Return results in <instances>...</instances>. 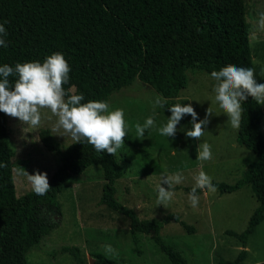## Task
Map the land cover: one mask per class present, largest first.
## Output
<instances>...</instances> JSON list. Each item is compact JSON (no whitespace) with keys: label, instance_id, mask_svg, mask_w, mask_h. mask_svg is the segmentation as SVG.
<instances>
[{"label":"trees","instance_id":"1","mask_svg":"<svg viewBox=\"0 0 264 264\" xmlns=\"http://www.w3.org/2000/svg\"><path fill=\"white\" fill-rule=\"evenodd\" d=\"M5 21L7 47L0 46V66L42 63L49 55L60 52L71 69L63 87L69 94H83L81 103H108L115 91L139 79L162 94L166 101L162 109L171 115L169 106L177 104L190 67L209 74L227 65L253 68L259 83L246 0H0V23ZM8 79L14 86L18 76ZM242 108L236 141L254 152L257 160L234 184L215 180L212 183L220 193L251 186L258 207L243 233L228 231L246 244L264 220V111L251 97L242 103ZM40 138L60 159L49 179L52 188L44 196L31 190L18 197L8 115L0 112V163L6 165L0 167V264H28V252L61 224L62 204L58 196L65 183L94 164L103 168L105 179L98 204L130 219L134 241L138 242V233L153 234L155 243L172 264H192L164 242L161 230L171 221L179 222L189 234L195 232L194 226L181 220L178 213L140 218L134 209L117 199L116 182L124 169L116 155L97 152L86 141L62 148L48 129L41 130ZM131 142L132 134L127 128L125 143ZM184 189L190 192L192 187ZM204 192L197 189L198 195ZM62 251L85 261L77 247L63 246ZM95 255L96 264H120L103 254ZM246 256L244 248L234 260L220 263L241 264Z\"/></svg>","mask_w":264,"mask_h":264},{"label":"rangeland","instance_id":"2","mask_svg":"<svg viewBox=\"0 0 264 264\" xmlns=\"http://www.w3.org/2000/svg\"><path fill=\"white\" fill-rule=\"evenodd\" d=\"M246 6L253 63L258 82L264 83V30L259 28L264 0H246ZM186 77L187 84L179 92L177 103L191 104L198 120L205 118L209 107L213 110L200 140L186 136V130L192 128V117L188 114L178 123L174 138L162 136L156 129H147L142 140L136 138V123L143 124L147 117L154 116L158 129L171 116L162 108L153 107L150 101L163 96L139 79L115 91L110 97L109 111L122 109L132 134V142L125 143L116 154L124 169L123 176L116 182V197L134 209L140 218H162L178 213L181 220L194 226L195 232L189 234L179 222L171 221L161 230L164 242L181 253L189 263L221 264L220 260H234L245 248L247 256L241 264H264V220L248 237L246 244L228 233H243L258 207L250 185L231 193L217 190L215 193L199 194L196 208L189 203V192L184 188L194 186L193 177L199 171L203 170L212 180L234 184L247 166L257 160V155L237 143L238 129L231 127L227 115L215 101L213 89L216 82L211 74L198 67H190ZM261 108L264 111V105ZM40 111L42 119L38 128L8 116L10 144L14 150L13 178L18 197L32 190L27 176L22 174L24 169L29 174L37 171L47 173L49 180L59 166V155L43 144L41 130H50L62 148L74 142L70 136L64 137L54 131L57 118L49 109ZM262 127L264 132V119ZM204 142L211 146L212 159L201 165L196 159L197 149ZM176 172L183 174V182L174 187V195L167 208L157 206L156 189L161 178ZM104 182L103 168L94 164L65 183L58 196L62 204L61 224L28 252V264H96L97 253L120 264H172L155 243L153 234L138 233V242H135L130 219L106 205L98 204ZM105 245H111L115 255H106ZM63 246L79 248L85 261L81 262L69 252L62 251Z\"/></svg>","mask_w":264,"mask_h":264},{"label":"clouds","instance_id":"3","mask_svg":"<svg viewBox=\"0 0 264 264\" xmlns=\"http://www.w3.org/2000/svg\"><path fill=\"white\" fill-rule=\"evenodd\" d=\"M0 23V46L7 47L4 37L7 30L4 24ZM259 28L264 30V12L260 13ZM70 66L64 55L55 52L41 63L30 61L16 63L14 67L4 64L0 66V112L10 117L18 118L22 124L38 128L41 124V109L47 108L52 116L56 117L54 131L59 135L70 138L76 142H87L97 152H106L112 156L125 146L127 125L124 119V111L115 109L109 111V104L105 101H88L81 103L83 94H69L63 87L69 81ZM18 76L14 86L10 85L9 77ZM253 68L227 65L219 71H212L211 78L216 82L214 85L215 101L228 117L233 129H239L242 120V103L249 97L259 105H264V83H257ZM153 107L165 108L166 101L157 96L154 102L150 101ZM171 116L166 124L157 129L154 116H149L143 124L136 123V138L143 139L147 129H156L160 135L175 137L177 125L184 115H191L192 128L186 130V136L200 140L204 135L205 126L213 110L209 107L205 118L198 120L195 109L191 104L181 103L169 106ZM51 119V117H49ZM61 129L63 130L61 132ZM196 159L203 165L212 159L211 146L204 142L198 145ZM6 165L0 163V167ZM27 176L32 191L38 196H44L52 188L47 178V173L37 171ZM195 184L188 193V200L193 208L199 204L197 189L215 193L217 186L212 183V178L203 170L193 177ZM184 176L180 172L172 175H165L157 186L156 205H163L167 208L174 195V187L183 182ZM162 185H167L164 187ZM105 254L115 255L111 245H105Z\"/></svg>","mask_w":264,"mask_h":264},{"label":"water","instance_id":"4","mask_svg":"<svg viewBox=\"0 0 264 264\" xmlns=\"http://www.w3.org/2000/svg\"><path fill=\"white\" fill-rule=\"evenodd\" d=\"M93 264V263H92Z\"/></svg>","mask_w":264,"mask_h":264}]
</instances>
